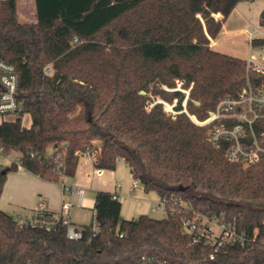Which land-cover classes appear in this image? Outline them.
I'll return each instance as SVG.
<instances>
[{"label":"trees","instance_id":"trees-1","mask_svg":"<svg viewBox=\"0 0 264 264\" xmlns=\"http://www.w3.org/2000/svg\"><path fill=\"white\" fill-rule=\"evenodd\" d=\"M241 1L35 0L34 22L17 19L16 0L0 2V59L16 67L22 103L0 122L3 152H21L18 161L0 164V196L9 171L22 166L60 181L76 174L89 149L101 169L124 160L167 208L163 218L126 219L121 200L100 190L92 222L75 240L62 222L20 226L0 207V264H142L148 256L168 264H264V154L249 165L231 161L210 141L209 126L186 112L173 118L159 103L146 107L151 88L180 95L181 107L184 94L159 84L182 78L194 83L189 112L203 119L246 85L245 58L209 46ZM249 76L264 84V75ZM196 216L235 226L248 240L217 251L194 241L183 220Z\"/></svg>","mask_w":264,"mask_h":264},{"label":"built area","instance_id":"built-area-1","mask_svg":"<svg viewBox=\"0 0 264 264\" xmlns=\"http://www.w3.org/2000/svg\"><path fill=\"white\" fill-rule=\"evenodd\" d=\"M4 0H0L2 2ZM249 36L250 52L246 60L247 83L236 95L223 96L216 106L208 111L203 119L196 114H191L186 106L187 100L193 86L186 79L176 78L173 86L159 84L161 89L166 91H179L184 94L180 104V95L170 98L164 94H153L147 101L146 107L151 110L155 104H161L167 114L173 118L182 112L189 114L191 119L198 125L209 126V139L216 147H225L227 158L231 161L243 162L246 165L256 163L264 154V84H258L250 78V73L264 75V43H257L264 39V25L245 29ZM51 67H47L46 74H50ZM19 75L16 67L6 60L0 59V115H16L22 110V103L19 98ZM145 93V92H143ZM0 152L3 148L0 147ZM4 153V152H3ZM96 152L89 149L82 153L84 158L92 167L87 173L93 183L95 177L102 169L96 165ZM62 156L58 152L57 158ZM140 185L136 179L133 186ZM65 190L69 193L70 199L64 200L57 211H50L45 200L38 202L36 210L29 214H14V220L20 226H41L53 228L58 222L67 226V236L70 239L83 237L81 227L75 226L70 219L72 207L81 202L85 196V187L79 184L64 183ZM114 198H119L113 193ZM159 206L167 212L165 200L160 198ZM185 229L193 234L194 241H207L215 245L216 251L225 243L239 242L245 244L248 240L247 234L237 231L227 223L209 216H196L194 218L184 217ZM213 258L214 255L212 254ZM142 264H168L166 260L154 257H146Z\"/></svg>","mask_w":264,"mask_h":264},{"label":"crops","instance_id":"crops-1","mask_svg":"<svg viewBox=\"0 0 264 264\" xmlns=\"http://www.w3.org/2000/svg\"><path fill=\"white\" fill-rule=\"evenodd\" d=\"M237 7L238 5L235 9ZM216 16L220 17L221 15L218 14ZM241 30L245 32V29ZM227 33H229V31H225L222 35L220 34V36L213 41L214 44L220 41L223 34ZM91 169V165L84 158H81L74 176L63 177L60 181H48L26 168L19 166L17 170L9 172L7 175V180L0 196V207L12 215L17 213L29 215L36 210L40 200H45L49 210L55 212L59 210L64 200L70 199L69 193L64 188V183L79 184L85 187V196L81 202H77L72 207L70 219L76 226L81 224V226H83L89 224L88 220L92 217L93 213V210L91 214L88 213L89 219H87L85 207L92 204L94 206L96 194L100 190L117 193L120 200L132 196H137L138 199H142V197L145 196V194H143L144 188L141 184L134 187L133 181L130 182V176L132 177L130 169L127 175L121 171L119 166L114 170L102 169L101 173L95 177L93 183L87 176V173L90 172ZM149 192L156 194L153 199H146L150 201V204H139L136 210H129L126 215L128 218L126 217V219L136 218L141 214L151 215L150 210L152 211L159 207L160 196L156 191ZM86 198H88V201L85 204L83 202ZM93 206L90 209H92ZM123 212L124 210L122 207L121 215Z\"/></svg>","mask_w":264,"mask_h":264},{"label":"rangeland","instance_id":"rangeland-1","mask_svg":"<svg viewBox=\"0 0 264 264\" xmlns=\"http://www.w3.org/2000/svg\"><path fill=\"white\" fill-rule=\"evenodd\" d=\"M17 4V19L21 22H34L36 21L35 16V0H16ZM264 8V0H243L238 4V7L230 14L229 18L224 22L222 27V33L225 31H229L227 34H223V37H221L220 41L214 44L215 39H210L209 46L229 55H237L238 57L247 58L250 52V42H249V36L246 32L242 31L241 29H247V28H254L260 27V13L262 9ZM218 15V14H217ZM175 81V80H174ZM168 84V82H165L164 84ZM194 86V83L191 84ZM161 89V86H159ZM155 88H151L149 91V94L154 93ZM193 90V89H192ZM172 92V91H169ZM190 98L186 102V106L189 110V101ZM15 115H0V122L2 120H10L13 119ZM23 124L29 125L31 123V117L29 114H25L22 119ZM21 155L20 151L14 150L10 154H5L3 152H0V164L4 166L10 165L12 162L18 161L19 157ZM121 169V171L127 175L129 171V167L126 164L124 160H119L117 167ZM9 171V172H13ZM8 172V173H9ZM134 179L130 176V182H132ZM145 191V190H144ZM145 196L142 197V199H138L137 196H132L126 199H121L122 207L124 212L122 213V217L126 218L129 210H136V208L139 206V204H146L150 201L146 199H153L156 194L154 193H147L144 192ZM88 198L84 200L83 203H87ZM152 204V203H151ZM88 206V205H85ZM93 206L90 205L88 207H85V210L87 212V219L88 213H92V209H90ZM85 212V214H86ZM150 214L153 217L156 218H163L167 215V213L163 210L161 206L158 208H155L154 210H150ZM138 217V216H137ZM93 218L92 217L88 220L89 223H91ZM128 218V217H127ZM75 225V224H74ZM82 225V224H81ZM81 225L77 227H82ZM76 226V225H75Z\"/></svg>","mask_w":264,"mask_h":264},{"label":"water","instance_id":"water-1","mask_svg":"<svg viewBox=\"0 0 264 264\" xmlns=\"http://www.w3.org/2000/svg\"><path fill=\"white\" fill-rule=\"evenodd\" d=\"M6 172H7V169H4V170H3V173H6Z\"/></svg>","mask_w":264,"mask_h":264}]
</instances>
